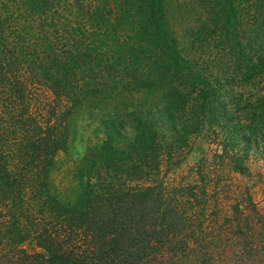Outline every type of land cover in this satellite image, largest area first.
I'll list each match as a JSON object with an SVG mask.
<instances>
[{
  "label": "trees",
  "instance_id": "16d2710c",
  "mask_svg": "<svg viewBox=\"0 0 264 264\" xmlns=\"http://www.w3.org/2000/svg\"><path fill=\"white\" fill-rule=\"evenodd\" d=\"M83 1L0 0V264H264V208L247 199L222 208L203 182H166L161 172L190 135L213 123L220 164L240 169L250 146L264 156V86L255 80L264 75V0H198L213 13L212 34L234 41L222 63L240 72L225 80L209 79L177 51L161 0ZM55 5L66 17L52 20L72 33L59 46L49 24L36 32L32 20H46ZM241 13L249 19L243 46L234 36ZM68 44L71 53L54 57ZM245 49L255 50L251 61ZM41 58L54 68L35 65ZM236 78L249 94L244 107L237 97L228 109L221 93ZM40 87L56 102L117 105L146 92L158 100L147 108L136 97L138 106L122 115L106 113L103 138L59 186L52 173L64 139ZM126 123L131 140L117 146ZM25 242L42 251L20 247Z\"/></svg>",
  "mask_w": 264,
  "mask_h": 264
},
{
  "label": "rangeland",
  "instance_id": "374dc122",
  "mask_svg": "<svg viewBox=\"0 0 264 264\" xmlns=\"http://www.w3.org/2000/svg\"><path fill=\"white\" fill-rule=\"evenodd\" d=\"M251 1L253 2V0ZM83 2L84 4L87 3L86 0ZM101 2L108 3L109 0H101ZM161 4L167 34L174 40L177 51L186 58L189 65L192 64L194 68L201 69L202 73L208 76L209 79H213L215 76L220 80L236 77L235 73L240 72V70L234 67V63L228 65L222 63L224 58L228 56L227 48H231V44L234 41L232 39L221 41L226 45V47H222L221 39L212 34L215 30L212 22L213 13L206 8L205 4L199 3L198 0H161ZM241 7H239L238 16L241 12ZM53 9L52 13L49 11L48 16L43 17L46 20L38 19L36 16L32 20L34 21L33 25L36 32L44 33L47 29V24H49L51 33L48 38L59 46L72 33L69 32L70 28L66 21L62 20L63 23H60L61 21L52 20L54 18H65V9L59 5H55ZM249 13H252V11ZM243 15H246V12ZM243 15L241 20L239 17L237 18L236 34L234 35L241 46L245 45L246 37L249 36L246 31L247 24L245 23V21L249 22V19L245 20ZM89 16L93 17L92 15ZM94 22H97V16L92 18L93 29L95 28ZM88 27L90 28V26ZM99 32H102L101 28ZM88 34L89 32L86 31L84 38H87ZM255 45L256 42L252 45L253 48H255ZM60 50H62V53ZM246 51L247 49L244 50L243 54L244 56L247 54L244 62L251 61L255 54V50L251 53H246ZM64 53H71L69 44L60 47L54 57L60 59ZM231 56L236 60L239 54L236 55L233 52ZM44 61L45 59L42 58L34 60L35 65H45L48 69L54 68L53 66L56 64L53 61L49 63ZM224 65L228 67H224ZM226 80L228 82L221 93L226 98L222 100L227 101V107L231 109L237 101L236 98L239 97V106L244 107V99L249 94V89L246 90L242 87L238 83L237 78ZM255 80L258 81V88L264 86V75L260 76V78L256 77ZM43 89L45 88L40 87L35 91L43 101L51 98L49 102L55 103L53 108L55 113L52 114L58 120V125L61 124L59 126L60 133L64 139L62 146L55 154V165L52 173L55 184L59 186L61 185L62 174L65 175L67 180H70L68 172L80 163L81 156L85 151L91 149L90 147L99 143L103 138V120L107 116L106 113L118 111L122 115V111L127 112L132 106H138L136 97L145 101L147 108L152 106L155 108L157 105L154 104L158 100L157 93L153 92L154 96H150V92H146L141 95L136 93L128 95L123 99V102H119L117 105L107 100L105 103L102 99L93 97L72 99V101L62 99L56 102L52 97L49 98L48 92ZM217 113L215 111L214 115H217ZM199 130V132L197 131V133L190 135L186 146L176 156L178 160L173 162L171 159V163H167L169 166L167 169L164 166L162 167L161 172L165 171L162 174V180L183 184L203 182L209 196L213 192L211 194L213 196L212 201L222 208L229 209L227 204H232L233 201L236 203V199L241 202L246 199L248 201L251 200L257 208H264V156L252 154V149L254 148L250 146L248 147L249 154L243 158L241 168L232 169L225 163L220 164V159L216 157V154L221 152L217 125L215 123L212 125L207 124ZM119 132L120 134L115 143L117 146H124L131 140L132 130L126 123L123 128H120ZM209 209H212V206ZM20 247L27 251H42L27 242L22 243Z\"/></svg>",
  "mask_w": 264,
  "mask_h": 264
}]
</instances>
